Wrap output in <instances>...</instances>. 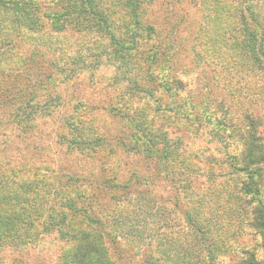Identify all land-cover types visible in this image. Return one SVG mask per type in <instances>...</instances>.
<instances>
[{
    "label": "trees",
    "instance_id": "16d2710c",
    "mask_svg": "<svg viewBox=\"0 0 264 264\" xmlns=\"http://www.w3.org/2000/svg\"><path fill=\"white\" fill-rule=\"evenodd\" d=\"M210 1L206 18L203 2H189L198 6L200 20L190 44L181 48L180 30L169 32L145 16L149 4L163 6L164 0H0V109L7 124L16 127L27 120L25 126L32 129L36 112L60 105V92L49 98L53 102L44 101L45 95L61 88L57 84L81 81L86 59L109 67L97 81L119 90L111 109L121 131L112 137L117 138L112 147L129 142L143 159L156 160L158 173L177 182L191 208L181 210L187 231L164 249L175 254L178 264H210L224 254L217 250L212 256V245L251 232L264 242L261 115L239 111L244 102L235 90L243 92L244 86L230 89L223 67L212 65L231 62L246 74L257 65L264 72V10L253 0ZM82 47L91 55L83 57ZM81 111L55 120L60 143L73 152L106 146V134L99 136L94 118L84 107ZM236 128H242L239 134L233 133ZM196 137L206 143L221 139L228 146L230 139L241 142L239 158L231 157L236 159L230 164L233 187L219 180L223 175L214 176L207 165L194 162ZM208 157L204 161L210 162ZM143 177L138 172L135 181L140 184ZM84 182L71 168L62 172L18 160L0 163V264H9L8 249L30 248L43 233L62 242L51 264H114L105 241L109 222L88 214L90 188ZM238 199L250 206L248 221L237 215ZM123 211L113 214L112 241L129 234V219L134 225L139 221ZM249 256L241 264H257ZM15 258L11 264H26ZM156 258L149 254L145 263Z\"/></svg>",
    "mask_w": 264,
    "mask_h": 264
},
{
    "label": "rangeland",
    "instance_id": "374dc122",
    "mask_svg": "<svg viewBox=\"0 0 264 264\" xmlns=\"http://www.w3.org/2000/svg\"><path fill=\"white\" fill-rule=\"evenodd\" d=\"M164 2L163 6L159 3L149 4L145 16L164 30L169 32H172V29L180 30V47L184 48L190 44L191 38L197 33V24L200 20L198 6L194 8L192 4H189L191 0H164ZM201 2H203L201 14L206 18L204 16L205 7L210 5L211 1L196 0L194 4L198 5ZM253 4L264 10V0H253ZM211 14H213L212 11ZM190 22L192 25L188 27ZM211 32L213 31L210 29L209 33L211 34ZM82 48H79V52L83 57L85 54L91 55L86 53L84 47ZM86 60V66L81 71L83 78L81 81L72 80L57 84L61 88H54L48 92V95H45L44 101L47 99L48 102H51L54 98L52 100L49 98L54 96L55 92H60V105L49 107L43 112H36L31 123L34 126L32 129L25 126L27 120H22L20 125H14L16 127L11 126L10 123L7 124V119L3 118L4 115L0 109V163L18 160V164L27 162L34 165V168L47 165L62 172L66 168H71L73 173L84 177L87 181L84 182V185L87 184L90 188L88 190L89 199L86 201L90 203L87 209L88 214L95 215L99 221L109 222L105 224L107 230L110 231L105 241L111 259H114V264H146V256L149 254L155 255L157 258L147 264H178L175 254L172 251L166 253L164 249L168 248L167 244L178 240L187 231L186 220L181 211L184 207L191 210L186 203L187 198L183 197L175 180L169 181L161 177L157 171L159 165L156 160L143 159L142 154L135 153L134 147L128 146L129 142L124 146L112 147V144H117V138L112 137L121 131L120 120L112 115L111 109L119 90L106 89L102 82L97 81V76L104 73L107 75L110 71L109 67L105 64L97 66L95 64L97 60L92 57ZM218 64L213 63L212 65H216L218 68L223 67L220 69L223 71L222 78L229 79L230 89H235L233 87L240 84L244 86L243 92L238 93V88L235 90L240 98L237 97V99L240 101L243 99L242 103L244 102V107L240 106L239 111L246 108L248 110L246 112L261 115L263 123L260 125L258 133L264 137V72L257 65H253V73L246 74V69L237 68L231 62H226L225 66ZM77 66L78 68L82 67L81 64L74 67L77 69ZM216 71L219 72V69ZM92 73L95 78L92 77ZM62 76L63 74L59 72L58 79ZM41 101H43L42 98ZM83 107L86 110V116L94 118L97 126L96 132L100 134L99 136L106 134L104 138H106L107 145L98 147V149H81L73 152L74 150L66 149L60 143L54 122L60 118L66 120L72 115L77 117L82 113L79 111L83 110ZM235 130L233 133L239 134L242 128ZM211 133H215V131L213 130ZM202 138L196 137L194 145L191 146L195 154L194 162L202 167L207 165L214 176L223 175L219 180L223 182L229 180L228 182L233 187L235 170L230 164H234L236 159H231V157L239 158L241 142L238 138L230 139L231 146H228L221 139L206 143ZM207 147L208 150H206ZM148 154L150 155V153ZM205 155L211 158L210 162L204 161L203 156ZM262 167L264 173V165ZM169 168L172 166L169 165ZM138 172L144 176L143 182L140 184L135 181ZM239 175L240 173H238ZM238 178L240 179L241 176ZM210 182L207 181L205 184H211ZM117 183L120 190L114 187ZM261 194L264 204V182ZM237 206L239 208L237 215L243 222L248 221L249 204L238 199ZM121 208L129 217L131 215V218L139 221L134 225L129 219L128 224L131 227L129 234L124 237L117 236L116 239L113 237L115 241H112V217H114L113 214L119 213ZM120 216L123 218L124 214ZM133 225L134 227H132ZM137 229L140 230L139 235L136 234L138 233ZM41 235L42 239L39 237L40 240L34 241L30 248L20 250L21 252H17L15 248L8 249L5 252L8 263H13V259L16 257L15 260L22 259V262L26 264H51L52 257L58 253L62 242L59 239L55 240L49 233ZM157 240L166 244L165 247L160 246V243L158 245ZM156 244L157 246H155ZM210 250L212 256L217 250L224 251L223 255L215 256L213 260H209L210 264L212 261L215 264H241L243 260L251 258L249 253L254 256L257 264H264V242L254 232L245 234L242 238L223 240V243L217 242L215 246H211Z\"/></svg>",
    "mask_w": 264,
    "mask_h": 264
}]
</instances>
